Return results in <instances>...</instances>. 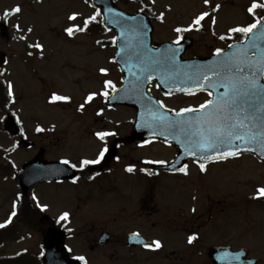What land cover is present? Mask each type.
I'll list each match as a JSON object with an SVG mask.
<instances>
[{"label":"flooded vegetation","instance_id":"flooded-vegetation-1","mask_svg":"<svg viewBox=\"0 0 264 264\" xmlns=\"http://www.w3.org/2000/svg\"><path fill=\"white\" fill-rule=\"evenodd\" d=\"M264 5V0H257ZM209 12L210 16L202 21L203 27L196 31L176 33L170 39H157L156 29L160 23L172 22L173 29L187 27L192 20L202 12ZM144 12L155 25L154 45L165 41H175L179 36L183 40H190V48L184 54L182 61L194 62L214 60L217 48L223 49V53L233 45V53H238L250 44L254 37L264 32V8H258L255 15L250 14L248 9L213 11L206 9L186 19L169 16L163 22L158 17L163 11H132V14ZM216 23L213 25L212 18ZM260 20L261 23L252 34L245 37L240 33H230L233 27H246ZM220 36L226 39L221 40ZM231 36V39L227 37ZM259 48L253 55L249 50V58L255 61L259 51L264 48V40H257ZM229 57L220 58L223 62ZM192 66V65H190ZM101 68L108 70L107 75L100 72ZM91 74L79 76L73 84L78 88L77 98L68 97L57 106L63 111L74 112L72 122V137L66 133L65 127L60 128L57 138L47 145V149L57 151L56 161L69 160L77 164L72 168L76 177L71 181H60L46 185H58L65 190L58 189L59 193L66 194L63 201L67 206H62L59 213V223L67 231L68 240L73 237L69 226H78L77 237L85 236L89 243V251L99 256H109L117 260L119 251L125 253L122 264H145L156 261L163 264H192L194 259H201L203 264H212L208 259V253L212 248H229L232 253H238L243 248L240 244V232L237 224L240 220L242 203L253 207L257 203L264 202V196H258L255 188L251 191H242L235 184V176L231 171L222 167L224 162H216L206 165V171H201L199 163L195 160H187L175 169H170L174 163L178 149L157 139L131 140L137 121V111L133 107L123 105H110L109 98L122 85V73L115 64L114 58L107 59L103 67H99ZM190 72L193 68H189ZM208 70V69H207ZM192 75V73L188 74ZM212 79L217 78L214 73H208ZM146 79L145 76H136ZM224 80V75L221 78ZM111 80L116 85V91L111 88L109 96L99 95L105 91L104 82ZM259 83L264 84V79ZM84 84V85H83ZM139 93L141 85L131 84ZM223 87L208 88L194 94H159L158 86L152 83L147 96L149 106V119L152 120L153 106L157 102H163L165 109H171L172 115L176 111L186 107H199L208 99H213L214 92L218 95L224 92ZM208 92H212L209 97ZM97 95L91 103L85 104L89 94ZM67 97V96H63ZM144 99V97H142ZM84 104L83 111L80 105ZM151 110V111H150ZM130 114L131 119L128 117ZM200 113L188 114L189 120H194ZM109 131L116 133L115 136L106 138L108 152L105 158L95 165L81 168L79 161L83 159H95L105 145L97 139L96 132ZM151 141V143H149ZM143 145V146H142ZM145 160H161L166 164H145ZM187 164L188 175L179 172L178 169ZM70 166V165H69ZM132 166L135 171L129 173L126 168ZM144 169L145 171H141ZM227 181L226 185L220 183ZM239 182V181H238ZM71 208V209H70ZM195 209V211H193ZM69 213L67 220H60V216ZM127 226L121 235L114 233L113 227ZM67 228V229H66ZM130 228V229H129ZM63 229V228H62ZM138 233L142 240L138 244L129 243L131 235ZM196 236L190 244L189 237ZM71 237V238H72ZM75 237V235H74ZM217 237V240H210ZM70 238V239H71ZM159 240L162 247L158 250H149L145 244ZM105 241V242H104ZM105 243V244H104ZM85 253V252H84ZM80 253L77 257H84L83 264H89L92 259L86 253ZM249 254L252 250L249 249ZM138 257L139 259H137Z\"/></svg>","mask_w":264,"mask_h":264},{"label":"rangeland","instance_id":"rangeland-1","mask_svg":"<svg viewBox=\"0 0 264 264\" xmlns=\"http://www.w3.org/2000/svg\"><path fill=\"white\" fill-rule=\"evenodd\" d=\"M251 0H209L207 7L204 0H130L126 4L116 3V6L125 11L146 8L163 11L166 20L169 16L186 19L197 12L212 9V6L220 5L222 10H243ZM19 6L21 12L4 17L5 12ZM95 9L82 0H0V52L8 56V63L1 68L3 74L0 82H9L13 85L15 99L14 110L20 125L25 132L28 142L34 143L32 149L15 150L10 153L9 160L3 161V167L8 172L9 178H0V224H5L11 213L16 211V205L21 194L12 173H15L25 162L33 159L41 148H47L52 138L59 133L60 128L65 127L66 133L72 137L71 118L75 117L72 110L63 112L47 103V97L51 92H60L61 95H70L77 98L78 88L74 81L84 74H91L99 67L105 66L107 59L113 56V50L101 47L97 42L111 38V35L99 37L95 32L87 34L76 32L74 36L66 35L65 29L95 13ZM73 13L78 14V21H70L68 17ZM19 25L20 30H17ZM172 22L166 21L159 24L156 29L157 39H170L174 37ZM31 29V32L28 30ZM21 37H25L21 39ZM42 45L43 50L34 47ZM84 85V84H83ZM128 117L131 119L130 114ZM3 114L0 113V120ZM37 128L44 129L37 131ZM53 133V136H50ZM57 136H55L56 138ZM18 139L10 138L6 132L0 131V149L9 153V149L18 145ZM49 151V150H48ZM57 151H49L44 159H57ZM224 170L233 169L232 172L239 178L241 187L253 188L264 187V167L253 157L244 156L235 158L223 165ZM230 170V171H231ZM232 173V174H233ZM235 176V175H234ZM238 178L235 176V184ZM227 181L220 184L226 185ZM58 185H38L34 188L36 197L35 204L47 206V215L52 221L57 220L62 206H67L63 201L66 194L59 193ZM248 187V188H250ZM248 188L242 190L248 191ZM29 203L33 206L29 198ZM34 207V206H33ZM242 203V214L237 224L241 233V247L252 250L254 257L264 264V203H258L245 209ZM71 209V208H70ZM16 222L8 230L11 231L0 245V255H17L28 251V262H38L37 257L42 253V241L44 234L41 232L40 220L33 212L21 209V214ZM13 217H11L12 220ZM75 231V237L68 243L72 246L75 255L86 253L92 259L90 264H122L125 253L119 251L117 260L109 256H99L89 251L90 241L85 236L77 237L78 226H71ZM127 226L113 227L116 235L124 233ZM130 229V228H129ZM245 229L247 231H245ZM14 238L19 242L9 240ZM217 237L210 240H217ZM84 253V254H85ZM139 259L138 257H136ZM201 259H194L192 264H203ZM145 264H163L149 262Z\"/></svg>","mask_w":264,"mask_h":264},{"label":"snow or ice","instance_id":"snow-or-ice-1","mask_svg":"<svg viewBox=\"0 0 264 264\" xmlns=\"http://www.w3.org/2000/svg\"><path fill=\"white\" fill-rule=\"evenodd\" d=\"M87 2V0H85ZM205 4L209 3V0H204ZM155 3V0H152ZM220 5H216L213 11H218ZM258 8H264V5L259 4L256 0L248 8L250 14L255 15V11ZM111 11V10H110ZM21 8L19 6L12 9L11 12H5L4 17L7 18L13 14H19ZM100 16V12L96 11L93 15L88 16L81 22H78L72 26L65 29L68 36H74L76 32H86L90 25L97 22V18ZM209 12H202L195 19L192 20L191 24L187 27H176L174 31L178 34L196 30L199 31L203 25L202 21L206 17H209ZM70 21H78V14L73 13L68 17ZM158 19L163 22L164 14L161 13ZM213 25L216 23L215 18H212ZM261 23L260 20L249 24L246 27H233L229 29L230 33H240L245 37L249 36L257 29L258 25ZM17 30H20L19 25H17ZM31 32V29L28 30ZM25 37H21L24 39ZM231 39L232 37H227ZM182 36L177 37L173 42L175 45H179ZM221 40L226 39L225 36H220ZM257 40H264V32L258 34L254 37L252 42L247 45V47L238 53H233L231 57L223 62H218L212 68L207 71L198 69L192 75H189V79H194L197 87L202 91L213 87H223L225 90L222 94L218 95L215 99H208L204 103L200 104L199 107H186L175 112V119L171 120L164 114L159 112H152V122L148 124L149 127L155 128L159 126L165 130L177 131L179 134L184 135L187 139L184 141L186 151L192 155L196 156L200 153L201 160H212V155L210 153H215L216 160H226L228 158H238L244 152H255V147H248V145L258 144L262 152H264V84L259 83L260 79H264V48L259 51L258 58L253 61L249 58V50L252 54H256V50L259 48ZM115 42V41H113ZM99 43V41H98ZM34 47L43 50L42 45L35 44ZM229 48L233 45L229 44ZM179 49H169L170 55H165L163 60L156 59L153 63H163L164 60L173 61L176 52ZM123 51V49H121ZM223 49L217 48L214 55L221 57L223 54ZM143 62V61H142ZM213 72L217 80H213L208 72ZM101 74L107 75L108 70L105 68L100 69ZM224 75V80L220 78ZM151 79V76L148 77ZM105 91L99 93L104 97L109 96V91L107 89L111 88L116 91V85L111 80H106L104 82ZM8 95L13 96V85L9 82L7 84ZM181 91L188 92L192 95L194 93L190 92L188 89L182 88ZM97 94H89L85 100V104L91 103ZM209 97L212 96V92H208ZM68 97H63L59 95H53V101L68 100ZM159 103L160 108H165L163 102ZM84 104L80 105V110L83 111ZM151 111V110H150ZM168 111H173L168 109ZM190 113H200L198 117L194 120H186L185 116ZM42 128H37V131H43ZM162 135L163 132L153 131V135ZM96 137L105 146L102 147L95 159H83L79 161L81 168L87 167L89 165L99 164L104 158L105 154L108 152L106 146V138L110 136H115L116 133L109 131H98L96 132ZM177 142H182L179 139V135L176 137ZM151 143V141H149ZM143 146V145H142ZM62 163L65 165H70L72 168H76L77 164L71 163L69 160H63ZM145 164H166V161L161 160H145ZM200 170L206 171V164L203 162L199 163ZM126 171L132 173L135 168L129 166ZM141 171H145L141 169ZM179 172L184 175H188L187 164L181 166L178 169ZM258 196H264V187L257 189ZM35 199V197H33ZM38 206H40L38 204ZM47 206H41V210H46ZM195 211V209H193ZM16 212L13 211L8 221L5 224H0V228H5L7 224L12 222L11 217H14ZM69 218V213L64 212L60 216V220L64 221ZM138 236L139 234H134ZM196 239V236L189 237V243L191 244ZM145 247L149 250H158L162 247L159 240L152 241L151 244H145ZM78 260L84 261V257H77ZM86 264V261H85Z\"/></svg>","mask_w":264,"mask_h":264},{"label":"water","instance_id":"water-1","mask_svg":"<svg viewBox=\"0 0 264 264\" xmlns=\"http://www.w3.org/2000/svg\"><path fill=\"white\" fill-rule=\"evenodd\" d=\"M127 2L128 0H120ZM94 5L102 10V14L105 20V26L114 30L118 34L117 38V59H123L128 56L129 51H135V57L141 58H154L163 59L165 55H170L169 49H179L175 57H181L186 45H175V44H162L158 48L152 47V28L147 18L142 14L134 16L128 15L125 12L118 10L113 5V0H93ZM111 10V11H110ZM123 49V51H121ZM6 55L0 53V66L6 64ZM122 66L123 64L119 62ZM154 70L150 71L151 74L167 73L169 67H176L177 65L164 64V63H151L149 64ZM163 67L161 71L159 68ZM176 74H185L184 71H173ZM165 86L164 90L168 92L181 91L185 88L186 80L184 78L171 79L162 82ZM185 92V91H182ZM5 130L8 131L12 136L19 133V128L15 123V120L11 117L8 118L5 124ZM163 132L162 135H153V131ZM173 130H165L159 128H145L142 132H135L133 137H155V138H170L172 137ZM177 132V131H175ZM179 135L180 138H186L184 135L176 133V137ZM185 147L184 142L180 144ZM28 144L23 141L21 147H27ZM248 147H255V152H244L242 155H253L259 160L264 162V152L260 149L258 144L248 145ZM41 154L33 161L24 165L17 175V185L20 190L27 195L29 189L38 183L56 181L64 177L60 176V166L57 163H50L41 160ZM215 156V153H210ZM231 158V157H230ZM210 162V161H208ZM45 256L44 261L46 264H78L77 261L69 259L68 251L65 248V235L63 232L54 228L49 229L44 240ZM218 250H214L210 253V258L214 263L219 261L221 255L216 253ZM233 262V261H232ZM235 264H256L255 260H247L245 256H237Z\"/></svg>","mask_w":264,"mask_h":264},{"label":"trees","instance_id":"trees-1","mask_svg":"<svg viewBox=\"0 0 264 264\" xmlns=\"http://www.w3.org/2000/svg\"><path fill=\"white\" fill-rule=\"evenodd\" d=\"M87 1H90V0H87ZM91 32H95L97 34H103L104 33V29H103V26H102V21H101V18H97V22H95L93 25L91 24L90 25V30ZM2 86H0L1 88ZM6 94H4V91L2 89H0V110L2 112H5L7 111V106H8V99L5 98ZM5 160L4 158V155L0 154V178L2 179H8L9 178V175H8V172L5 171V167H3V161ZM5 237H1L0 238V244L4 241ZM0 264H20L18 262V260L16 259H10V260H7V261H0Z\"/></svg>","mask_w":264,"mask_h":264}]
</instances>
